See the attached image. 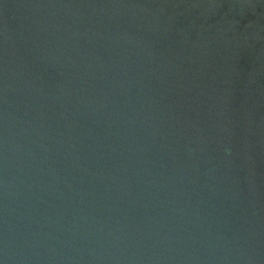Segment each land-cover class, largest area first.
<instances>
[{
  "label": "water",
  "instance_id": "water-1",
  "mask_svg": "<svg viewBox=\"0 0 264 264\" xmlns=\"http://www.w3.org/2000/svg\"><path fill=\"white\" fill-rule=\"evenodd\" d=\"M0 264H264V0H0Z\"/></svg>",
  "mask_w": 264,
  "mask_h": 264
}]
</instances>
